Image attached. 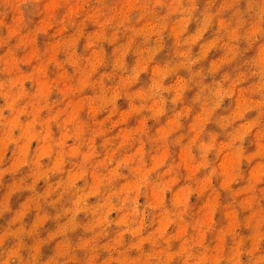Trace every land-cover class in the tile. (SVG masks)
<instances>
[{"label": "clouds", "instance_id": "clouds-1", "mask_svg": "<svg viewBox=\"0 0 264 264\" xmlns=\"http://www.w3.org/2000/svg\"><path fill=\"white\" fill-rule=\"evenodd\" d=\"M0 264H264V0H0Z\"/></svg>", "mask_w": 264, "mask_h": 264}]
</instances>
